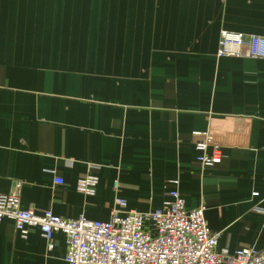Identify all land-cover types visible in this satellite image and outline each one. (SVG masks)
I'll list each match as a JSON object with an SVG mask.
<instances>
[{
	"label": "crops",
	"instance_id": "crops-1",
	"mask_svg": "<svg viewBox=\"0 0 264 264\" xmlns=\"http://www.w3.org/2000/svg\"><path fill=\"white\" fill-rule=\"evenodd\" d=\"M223 30L264 35V0H0V193L20 182L23 209L108 221L178 179L218 249H264V59L219 57ZM196 131L220 163L199 161ZM26 228L0 220V264H68L63 232L49 248Z\"/></svg>",
	"mask_w": 264,
	"mask_h": 264
},
{
	"label": "built area",
	"instance_id": "built-area-1",
	"mask_svg": "<svg viewBox=\"0 0 264 264\" xmlns=\"http://www.w3.org/2000/svg\"><path fill=\"white\" fill-rule=\"evenodd\" d=\"M217 53L219 57L264 59V35L223 30ZM193 135L199 161L206 167L220 163L222 144L213 134L196 131ZM89 169L100 166L91 163ZM55 182L63 184V179L55 178ZM98 182V175L88 173L77 181V190L94 196ZM171 182L175 188L161 207L148 212L128 210L126 200L117 198L108 221L85 216L66 219L51 210L37 214L23 209L18 182L10 192L0 193V220H13L23 238L28 236L27 225L39 227L49 248L54 246V233L63 232L68 264H264V249H218L220 233L208 226L205 206L188 208L178 189L179 180ZM114 188H119L117 180Z\"/></svg>",
	"mask_w": 264,
	"mask_h": 264
}]
</instances>
